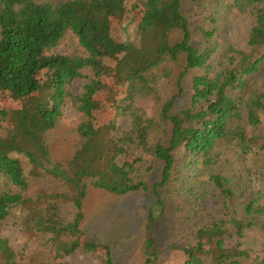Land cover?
Wrapping results in <instances>:
<instances>
[{
  "label": "trees",
  "instance_id": "1",
  "mask_svg": "<svg viewBox=\"0 0 264 264\" xmlns=\"http://www.w3.org/2000/svg\"><path fill=\"white\" fill-rule=\"evenodd\" d=\"M0 264H264V0H0Z\"/></svg>",
  "mask_w": 264,
  "mask_h": 264
},
{
  "label": "rangeland",
  "instance_id": "2",
  "mask_svg": "<svg viewBox=\"0 0 264 264\" xmlns=\"http://www.w3.org/2000/svg\"><path fill=\"white\" fill-rule=\"evenodd\" d=\"M45 7V6H44ZM36 9H39L38 7H31V11L33 12V11H36ZM7 95H5V96H3L4 97V100H3V102L5 103V107H6V113L8 114V117H9V119L11 118V116H10V113H9V111H10V109H12L13 107H15V106H17V104L16 103H14L11 99H9V97L7 96ZM19 114H21V112H19ZM11 120V119H10Z\"/></svg>",
  "mask_w": 264,
  "mask_h": 264
}]
</instances>
